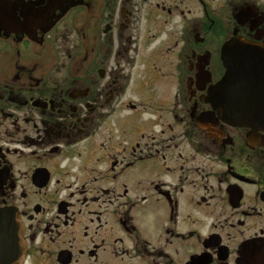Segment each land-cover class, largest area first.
<instances>
[{
  "label": "flooded vegetation",
  "instance_id": "obj_1",
  "mask_svg": "<svg viewBox=\"0 0 264 264\" xmlns=\"http://www.w3.org/2000/svg\"><path fill=\"white\" fill-rule=\"evenodd\" d=\"M226 43V107L264 112V0H0L18 264H237L264 237V125L212 104ZM246 78L258 106L229 107Z\"/></svg>",
  "mask_w": 264,
  "mask_h": 264
},
{
  "label": "water",
  "instance_id": "obj_2",
  "mask_svg": "<svg viewBox=\"0 0 264 264\" xmlns=\"http://www.w3.org/2000/svg\"><path fill=\"white\" fill-rule=\"evenodd\" d=\"M225 59V58H224ZM227 67V73L218 84L215 86L213 94V104L221 105L219 108V115L222 119H227L233 115L239 118V121L254 119L257 117L258 123L264 125V112L248 111V110H237L227 107H222L225 104L223 96V90L229 81V71H233L230 62H225ZM237 83L241 84L244 92L235 95L241 100L238 103L234 101L229 103V107L232 105H258V79L238 80ZM228 102V101H227ZM18 226L14 220L12 213L5 210H0V264H14L18 256L20 255L21 247L19 245L18 238ZM238 264H264V239H251L243 242L238 251Z\"/></svg>",
  "mask_w": 264,
  "mask_h": 264
},
{
  "label": "rangeland",
  "instance_id": "obj_3",
  "mask_svg": "<svg viewBox=\"0 0 264 264\" xmlns=\"http://www.w3.org/2000/svg\"><path fill=\"white\" fill-rule=\"evenodd\" d=\"M47 57H48V52L44 51L41 54H39V58H41L44 62L47 61ZM126 116V113L122 114H118L117 120L118 122H121L122 118H124Z\"/></svg>",
  "mask_w": 264,
  "mask_h": 264
}]
</instances>
